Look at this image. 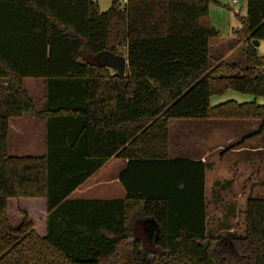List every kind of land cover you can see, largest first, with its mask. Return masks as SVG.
<instances>
[{"label":"trees","instance_id":"16d2710c","mask_svg":"<svg viewBox=\"0 0 264 264\" xmlns=\"http://www.w3.org/2000/svg\"><path fill=\"white\" fill-rule=\"evenodd\" d=\"M159 1L146 30L128 17L133 0L104 11L93 0H0V264H264V197H246L242 232L225 224L233 252H212L208 163L168 158L173 118L257 119L262 132L264 103L209 99L228 89L264 96V57L252 44L264 39V0H246L231 28L242 61L212 57L208 6L218 0ZM103 50L125 54L123 75L93 61ZM24 78L44 80L41 110ZM24 113L45 120L43 154H7L6 119ZM111 156L128 159L124 196H71ZM22 197L45 199L44 236L21 209L11 225L7 200ZM145 217L158 225L154 238L139 230Z\"/></svg>","mask_w":264,"mask_h":264},{"label":"rangeland","instance_id":"374dc122","mask_svg":"<svg viewBox=\"0 0 264 264\" xmlns=\"http://www.w3.org/2000/svg\"><path fill=\"white\" fill-rule=\"evenodd\" d=\"M96 1L101 11L106 10L112 0ZM130 7L128 17L131 23L134 20L146 23V30H151L156 25L162 14L159 7V0H153L154 7L145 12L148 8L146 2H135ZM245 14V0H218L211 2L208 6V16L218 31V35L209 40V47L214 59L242 61L241 43L233 38L231 28L240 25L239 17ZM255 45L257 53L264 57V39L258 40ZM123 51V50H121ZM125 55V54H124ZM41 78H26L24 86L27 88L38 104L39 91H32L29 81ZM228 99L237 102L255 101L258 104L264 103V96H255L249 93L228 89L222 94L210 96L211 105L218 104ZM260 121L257 119H209V118H173L169 120V153L175 152L186 156L192 153H199L207 150V178L206 194L209 212L208 224L213 227L217 217L219 230H212L214 238L212 252H233L230 243L215 241L220 237H229L231 233H240L244 227V207L246 197H264V128L257 133ZM41 128L37 126L33 131L35 137L40 139ZM37 139H35L37 141ZM242 141L246 146L242 151L232 152L230 145ZM254 150H250L251 148ZM12 154V152H10ZM40 151L37 152L39 154ZM98 172L108 173L107 165ZM215 181V182H214ZM90 194V193H89ZM41 198H9L7 200V216L13 226L20 221L22 214L20 208L27 209L37 224L41 211L32 207V202L40 204ZM229 202H234L235 210L231 212ZM31 203V204H30ZM37 210V211H36ZM233 229L228 231L227 225ZM227 239V238H225ZM228 241V240H226ZM207 242V241H205ZM208 244V243H207ZM148 257H152L149 255Z\"/></svg>","mask_w":264,"mask_h":264},{"label":"crops","instance_id":"0c3cea01","mask_svg":"<svg viewBox=\"0 0 264 264\" xmlns=\"http://www.w3.org/2000/svg\"><path fill=\"white\" fill-rule=\"evenodd\" d=\"M135 2H138V0H136ZM245 12H246V0H245ZM25 79L26 78H24V80ZM24 80H23V86H24ZM28 87L32 91H36L38 89L39 95H40L37 100L38 104L36 105L34 100L33 102L35 104V109L41 110L44 106V94H45L44 80L42 78L39 80H31L29 81ZM25 89L27 90L29 96L32 98L29 90L27 88ZM0 98H2L1 94H0ZM37 126L39 127L43 126V128H41L42 130L40 132L41 134H40L39 140L35 137V134L33 132ZM5 132H6L7 154L9 155H40L45 152L46 124H45L44 119L31 116L26 113L19 115V116L10 117L6 119ZM35 139H37V141ZM168 139H169V134H168ZM245 147L246 146H244V144H242V146L235 145L233 148H231V151L232 152L242 151V149H244ZM250 150H254V148L252 147ZM38 151H40L39 154H37ZM10 152H12V154ZM208 153L209 152L207 150H204L203 152H199V153L196 152V153H192L186 156L179 155L176 152L174 154H170L169 145H168V158L186 157L190 159H199L201 161H207ZM127 161H128L127 158H121V157H115V156L109 157L94 173H92L82 184H80L71 193V196L73 197H103V198L124 196L125 189L120 182L119 174L126 167ZM105 165L108 166L106 169L108 173L106 174L104 172V173H100L99 175H97L98 172H101V170H103L104 168L103 166ZM160 168L154 170L153 174L155 177L162 176V171ZM157 170H160V171L157 173ZM207 170L208 168H206L205 170V183H204V191H205L206 200H207V194H206ZM22 198H25V197H22ZM39 198L43 199V201H41L40 204H37L36 202H32V205H31L32 207H36L37 210L41 211L38 224L35 221V219L32 217V214L27 209L25 208H20V209L27 213L28 218L33 222V228L37 232V234L39 236H44L46 232L45 199L43 197H39ZM34 199H37V198H34ZM209 214L211 213L209 212V208L207 206V228L208 229L214 228L215 230H219L217 217L215 218V224L213 225V227L208 224ZM228 215L231 216L232 214L229 213ZM21 220L22 218L20 219V221ZM143 220L144 218H141L138 220L139 230L142 231L143 235L146 237V239H148L149 236L143 230V226H142ZM20 221L16 224V226L20 223ZM16 226H13V227H16ZM232 229L233 228L230 226L228 230H232ZM127 237H128V240H131L132 234L129 233ZM222 240L224 243L227 242L231 244V240L228 237H220L216 239L215 241L221 242Z\"/></svg>","mask_w":264,"mask_h":264},{"label":"water","instance_id":"95a60500","mask_svg":"<svg viewBox=\"0 0 264 264\" xmlns=\"http://www.w3.org/2000/svg\"><path fill=\"white\" fill-rule=\"evenodd\" d=\"M259 41L257 39L252 40V44L258 45ZM93 61L105 65L111 69H113L117 74L123 75L125 72L127 60L124 55L114 54L110 51H100L93 56ZM142 226L144 232L151 238H154L157 231L158 225L152 217H145L142 221ZM202 245L204 247L207 246V242H203Z\"/></svg>","mask_w":264,"mask_h":264},{"label":"built area","instance_id":"2783aa9c","mask_svg":"<svg viewBox=\"0 0 264 264\" xmlns=\"http://www.w3.org/2000/svg\"><path fill=\"white\" fill-rule=\"evenodd\" d=\"M127 1H128V0H121V3H122V4H127ZM232 1L235 2L236 0H232Z\"/></svg>","mask_w":264,"mask_h":264}]
</instances>
